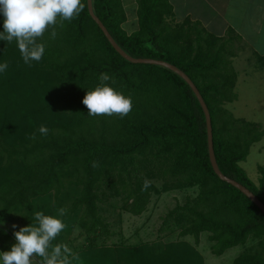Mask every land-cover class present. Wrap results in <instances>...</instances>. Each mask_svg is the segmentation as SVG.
<instances>
[{
    "label": "trees",
    "instance_id": "trees-1",
    "mask_svg": "<svg viewBox=\"0 0 264 264\" xmlns=\"http://www.w3.org/2000/svg\"><path fill=\"white\" fill-rule=\"evenodd\" d=\"M185 1L132 0L126 7L125 0H92V8L128 55L164 60L193 81L210 114L219 169L264 203V164L257 183L239 165L262 131L223 106L235 98L226 76L231 61L224 58L232 54L230 43L193 17ZM82 3L78 17L56 27L55 38L52 29L38 38L45 45L39 62L25 64L15 40H0V63L8 64L0 72V250L16 242L5 221L18 231L34 223L36 211L58 216L63 207L66 227L52 245L67 244L78 256L72 264H205L197 249L204 234L217 256L255 240L230 264H264V214L213 171L204 113L189 85L166 67L122 57ZM101 73L131 97L126 117L88 115L83 97ZM42 124L47 136L38 132ZM145 179L151 186L143 190ZM189 189L162 216L163 238L129 242L101 214L111 195L141 216L152 195ZM75 228L81 233L72 236Z\"/></svg>",
    "mask_w": 264,
    "mask_h": 264
},
{
    "label": "rangeland",
    "instance_id": "rangeland-1",
    "mask_svg": "<svg viewBox=\"0 0 264 264\" xmlns=\"http://www.w3.org/2000/svg\"><path fill=\"white\" fill-rule=\"evenodd\" d=\"M125 1L126 7L131 5L132 0ZM219 1L216 3L215 0H211L215 8L221 7L223 9V14H225L223 17L226 20H222L217 15L202 17L199 12V4H197L196 8L194 0H189L188 3L191 6L193 5V17L201 18L202 22H205L211 31L221 32L224 35L223 42L227 40L230 43L232 54L229 56L224 53V58L231 61L229 63L230 67L226 70V76L233 82V87H231L235 98L232 101L225 102L223 106L234 117L241 118L246 122H252L262 131L260 139L251 144L246 158L239 163L247 175L257 183L260 176L258 166L264 164V11H260L263 5H257L256 3H262L261 1L264 0ZM245 8L246 10H244ZM128 13V18H133L134 12L128 9ZM177 17L178 19L182 18L179 13ZM220 21L225 22L221 28L218 25ZM225 25L231 26L232 31L228 30ZM233 73L234 75L232 76ZM187 194H192L190 189L186 191L172 190L162 192L159 195L154 194L151 196L146 211L141 216H134L124 211L120 207V198L111 195L104 205L101 204V214L110 223V227L118 234L121 232L122 235L128 237L127 241L129 242L153 240L157 235L163 238L165 236L164 232L158 231L162 216L176 202L182 203ZM10 211L15 215L13 210ZM5 223L7 228L13 233L10 229L13 228L12 224L8 226L7 221ZM136 230H138L137 233ZM79 232L81 233V229L75 228L72 231V236ZM187 238L190 242H193L191 237ZM113 239L119 238L114 237ZM254 243H256L255 240L249 239L244 246L231 247L222 255L217 256L211 253L210 242L204 234L200 236L197 249L204 256L205 264H230L233 257ZM109 255L105 254L107 260ZM111 256L113 258V255Z\"/></svg>",
    "mask_w": 264,
    "mask_h": 264
},
{
    "label": "clouds",
    "instance_id": "clouds-1",
    "mask_svg": "<svg viewBox=\"0 0 264 264\" xmlns=\"http://www.w3.org/2000/svg\"><path fill=\"white\" fill-rule=\"evenodd\" d=\"M84 7L82 0H0V14L3 16L0 40L8 43L15 40L25 64L39 62L44 55L45 45L38 42V38L43 37L49 29H52V38H55L56 27H63L64 21L70 22L78 17ZM7 67V62L0 63V72ZM110 80L111 84L108 83ZM99 81L83 97L88 115L126 117L132 110L131 97L112 86L116 81L109 74L101 73ZM38 132L47 136L49 129L42 124ZM30 138L35 139V133ZM97 166V162H93V167ZM150 186L151 182L145 179L142 189ZM65 214L63 207L58 209V216L36 211L34 223L14 232L16 242L11 249L0 251V261L3 264H33V258L39 257L42 258L39 264H72V259H78V256L67 244L52 245V241L66 227L60 218ZM12 227L15 229L16 225Z\"/></svg>",
    "mask_w": 264,
    "mask_h": 264
},
{
    "label": "water",
    "instance_id": "water-1",
    "mask_svg": "<svg viewBox=\"0 0 264 264\" xmlns=\"http://www.w3.org/2000/svg\"><path fill=\"white\" fill-rule=\"evenodd\" d=\"M87 3V9L89 12V15L92 17V19L97 23L99 28L102 30L104 33L105 37L107 40L110 42V44L113 46V48L125 59H127L130 62H140V63H150V64H157L161 65L163 67H166L175 73H177L183 80L189 85L193 93L195 94L202 110L204 113L205 117V125H206V137H207V148H208V156H209V161L212 166L213 171L215 174L223 181H226L239 189L245 196H247L264 214V203L260 201L256 195L253 194L248 188L240 184L239 182L235 181L234 179L224 175L221 170L218 167L214 150H213V142H212V126H211V119H210V114L207 108V105L205 101L203 100L199 90L193 83V81L179 68H177L175 65L166 62L164 60H158V59H153V58H135L130 55H128L112 38L110 33L107 31L106 27L103 25V23L99 20V18L94 14L93 8H92V0H86Z\"/></svg>",
    "mask_w": 264,
    "mask_h": 264
},
{
    "label": "crops",
    "instance_id": "crops-1",
    "mask_svg": "<svg viewBox=\"0 0 264 264\" xmlns=\"http://www.w3.org/2000/svg\"><path fill=\"white\" fill-rule=\"evenodd\" d=\"M197 1V2H196ZM214 1V0H213ZM216 1V3L217 2H220L219 0H215ZM225 1V0H224ZM185 2H189V0H186ZM194 2L196 3V4H199V6H200V9H201V12H207V15H205V17H208V15H217V16H219L222 20H226L225 19V17H223L225 14H223V9L221 8V7H218V8H215L214 7V5L212 4V2H211V0H194ZM228 2V1H227ZM262 3H256L257 5H259V4H261V5H263V7L261 8V12L262 11H264V1H261ZM215 3V4H216ZM225 3V2H224ZM189 4V3H188ZM255 4V6H257ZM196 8H197V6H196ZM218 9V10H217ZM188 12L189 13H191L192 14V12H193V6H191L190 4H189V6H188ZM244 10H246V8L244 9ZM224 24H225V22H223V21H220L219 23H218V25H219V27L221 28V27H223L224 26ZM227 25H225V27H226ZM224 27V28H225ZM219 31H221V29H219ZM221 33V32H220ZM222 34V33H221ZM8 224V226L10 225V224H15V223H13V222H10V223H7ZM12 231L13 232H15V229H13L12 228ZM3 241V240H2ZM1 251V250H0ZM0 264H3V262L2 261H0ZM33 264H39V262L36 260V258L34 257L33 258Z\"/></svg>",
    "mask_w": 264,
    "mask_h": 264
}]
</instances>
